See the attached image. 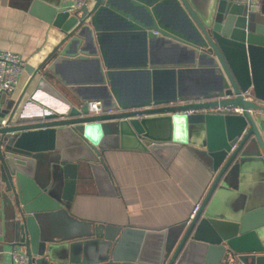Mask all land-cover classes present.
<instances>
[{"label": "water", "instance_id": "water-1", "mask_svg": "<svg viewBox=\"0 0 264 264\" xmlns=\"http://www.w3.org/2000/svg\"><path fill=\"white\" fill-rule=\"evenodd\" d=\"M41 1L28 0L32 11L45 10V21L61 38L40 61L25 66L24 91L2 114L0 264L12 249L27 264H264V105L233 97L251 88L264 103V17L236 0H91L72 11L44 8ZM166 4L179 22L161 17ZM104 15L126 16L124 26L132 32L122 37L140 41L144 70L117 69L119 61L104 45ZM157 44L185 52L191 68H154ZM87 66L95 79L81 84L91 86L64 74V68ZM175 72L211 74L215 83L176 90ZM136 74L145 77L140 93L124 97L116 78ZM150 75L170 76L172 92L159 95ZM31 105L38 112L27 113ZM218 105L238 107L242 115L177 114ZM184 147L211 175L190 220L138 232L71 214L76 196L91 193V184L99 194L102 186L115 194L106 152L160 159L161 151L172 156ZM257 187L261 202L253 195ZM235 198L239 210H229ZM133 234L141 242L127 245Z\"/></svg>", "mask_w": 264, "mask_h": 264}, {"label": "crops", "instance_id": "crops-1", "mask_svg": "<svg viewBox=\"0 0 264 264\" xmlns=\"http://www.w3.org/2000/svg\"><path fill=\"white\" fill-rule=\"evenodd\" d=\"M236 2L247 5L252 13L264 17V0ZM29 4L28 0H0V50L20 56L26 65L40 61L61 38V34L45 21V10L38 9L34 12ZM41 4L44 8L58 6L60 10H68L74 6L75 0H42ZM161 13V17L168 22L175 23L181 19L170 4H166ZM136 15L134 17L144 18L140 13ZM125 17H101L100 25L105 34L104 45L111 58L119 61L117 69L144 70L139 66L140 41H130L128 37H122L132 32L124 26L123 22L127 21ZM115 34L120 35L118 39ZM95 43L97 46L96 41ZM152 51L151 61L154 68L176 69L177 63L181 64V69L191 68L186 64L188 55L183 51L159 44ZM162 52L166 54L163 56ZM77 69L64 68L67 78L77 82V85L82 87L85 84H81V81L92 82L95 79L90 67ZM144 78L141 74L122 75L116 78V84L124 97L135 98L140 93ZM171 79L167 75L149 77L151 83L156 80L157 93L163 97L172 92ZM27 81L28 77L23 74L17 90L12 96L3 98V112L10 111V102L21 96ZM173 81L176 90L180 88L187 91L209 85V82L212 85L215 78L206 73L184 72L179 75L175 72ZM30 93L31 87L25 91L18 109L23 106ZM26 112L36 113L38 107L31 105L26 108ZM105 160L113 179L111 188L115 194L107 193L108 186H102L103 193L99 194L94 184H91L92 192L77 195L73 202L71 214L79 220L129 227L138 232H161L190 220L193 207L200 205L211 182L206 166L185 147L172 156L167 151H161L160 159L149 153L112 150L105 153ZM253 191L256 201L261 202L262 189L257 187ZM234 207L239 210L240 200L235 198L230 201L229 210ZM140 238L139 235H131L127 245L134 246L141 242ZM1 264H11L9 253Z\"/></svg>", "mask_w": 264, "mask_h": 264}, {"label": "built area", "instance_id": "built-area-1", "mask_svg": "<svg viewBox=\"0 0 264 264\" xmlns=\"http://www.w3.org/2000/svg\"><path fill=\"white\" fill-rule=\"evenodd\" d=\"M91 0H75V4L68 11L75 9L85 8L90 4ZM26 62L16 54L8 51L0 50V128L6 126V117H2V100L5 97L12 96L17 90L21 78L24 74ZM234 98H241L248 103H257L264 105V103L257 100L251 88L238 95H233ZM90 111L97 114L99 107L97 104L90 105ZM242 110L233 106H216L208 108L191 109L177 114L190 115H242ZM199 209V205L193 207L190 219L196 214ZM11 258V264H27V257L18 249H12L9 252Z\"/></svg>", "mask_w": 264, "mask_h": 264}, {"label": "rangeland", "instance_id": "rangeland-1", "mask_svg": "<svg viewBox=\"0 0 264 264\" xmlns=\"http://www.w3.org/2000/svg\"><path fill=\"white\" fill-rule=\"evenodd\" d=\"M163 53V56L166 54V53H164V52H162ZM162 55V54H161ZM174 55H178V53L176 54V53H174ZM193 73H196V72H193ZM93 75V74H92ZM84 81H86V80H84ZM210 83V84H209ZM208 84L209 85H211V82H209ZM206 86H208V85H206Z\"/></svg>", "mask_w": 264, "mask_h": 264}]
</instances>
